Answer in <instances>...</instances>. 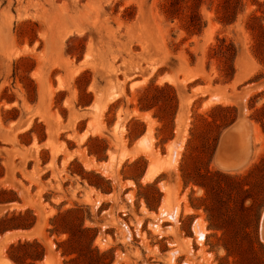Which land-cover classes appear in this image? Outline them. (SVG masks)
I'll list each match as a JSON object with an SVG mask.
<instances>
[{
  "label": "rangeland",
  "instance_id": "374dc122",
  "mask_svg": "<svg viewBox=\"0 0 264 264\" xmlns=\"http://www.w3.org/2000/svg\"><path fill=\"white\" fill-rule=\"evenodd\" d=\"M0 191V264H264V0H0Z\"/></svg>",
  "mask_w": 264,
  "mask_h": 264
},
{
  "label": "trees",
  "instance_id": "16d2710c",
  "mask_svg": "<svg viewBox=\"0 0 264 264\" xmlns=\"http://www.w3.org/2000/svg\"><path fill=\"white\" fill-rule=\"evenodd\" d=\"M141 110H144V107H141ZM234 119L231 120V124ZM229 124V125H231ZM227 127V126H226ZM224 127V129L226 128ZM214 177L221 178L227 181H232L230 177L222 174L216 173ZM240 186V183L236 184ZM249 193L244 192L241 188L240 190V202L241 205H244L245 202L252 200L248 195ZM8 195H12V193H8L6 191H0V205L9 204L14 201L6 198ZM244 209V207L242 206ZM264 208V204L262 209ZM79 209L67 211L65 214L60 215L58 219H65L71 215H75L79 213ZM246 211V210H244ZM259 216L256 217V226L258 225ZM36 223V218L30 211H27L25 214L12 215L11 217L5 216L0 219V237L5 235L6 233L14 232V231H29L31 230ZM92 230L84 227V219L81 220L77 229L73 232L71 231H62L58 233V230L54 232L57 234H66L68 235L67 240L62 243L57 244V250H61V255L65 258H70V260L64 264H111V261H108L105 253H99L92 249L93 238L89 236V233ZM73 235H78L81 238V242L75 246L73 242ZM255 244H252V248L254 245L259 246L263 249V246L260 244L258 240V235L256 233V239L254 240ZM66 247L67 249H63ZM225 250L228 249L225 247ZM264 250V249H263ZM229 252V251H228ZM7 255L9 260L13 264H38L41 263L46 255L44 247L37 241H18L16 244H12L8 251Z\"/></svg>",
  "mask_w": 264,
  "mask_h": 264
}]
</instances>
